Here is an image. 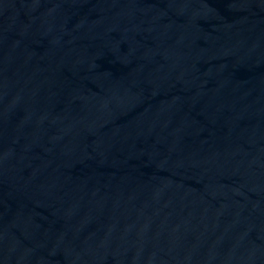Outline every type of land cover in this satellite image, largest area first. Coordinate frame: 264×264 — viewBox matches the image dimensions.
Returning a JSON list of instances; mask_svg holds the SVG:
<instances>
[{
  "label": "water",
  "instance_id": "1",
  "mask_svg": "<svg viewBox=\"0 0 264 264\" xmlns=\"http://www.w3.org/2000/svg\"><path fill=\"white\" fill-rule=\"evenodd\" d=\"M0 264H264V0H0Z\"/></svg>",
  "mask_w": 264,
  "mask_h": 264
}]
</instances>
